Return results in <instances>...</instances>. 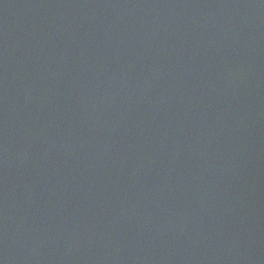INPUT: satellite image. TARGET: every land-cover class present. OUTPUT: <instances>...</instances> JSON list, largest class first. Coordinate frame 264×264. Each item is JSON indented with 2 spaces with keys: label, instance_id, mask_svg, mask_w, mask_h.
I'll return each mask as SVG.
<instances>
[{
  "label": "water",
  "instance_id": "1",
  "mask_svg": "<svg viewBox=\"0 0 264 264\" xmlns=\"http://www.w3.org/2000/svg\"><path fill=\"white\" fill-rule=\"evenodd\" d=\"M0 264H264V0H0Z\"/></svg>",
  "mask_w": 264,
  "mask_h": 264
}]
</instances>
